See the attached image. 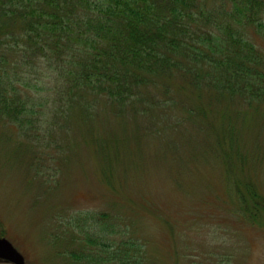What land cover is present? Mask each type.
Masks as SVG:
<instances>
[{"label":"rangeland","instance_id":"obj_1","mask_svg":"<svg viewBox=\"0 0 264 264\" xmlns=\"http://www.w3.org/2000/svg\"><path fill=\"white\" fill-rule=\"evenodd\" d=\"M178 91L205 117L173 125L170 116L183 115L175 105L120 111L98 101L94 121L77 113L49 136H36L44 115L32 118L30 134L1 118L0 233L33 264H92L90 254L121 264L111 240L116 250L125 237L140 244L130 249L138 264H264V106L247 109L203 85ZM95 210L121 214L129 234L99 238L105 248L89 244L98 224L77 234L68 219Z\"/></svg>","mask_w":264,"mask_h":264},{"label":"trees","instance_id":"obj_2","mask_svg":"<svg viewBox=\"0 0 264 264\" xmlns=\"http://www.w3.org/2000/svg\"><path fill=\"white\" fill-rule=\"evenodd\" d=\"M263 39L264 0H0V119L30 134L32 118L44 115L36 136L39 129L49 136L77 113L94 121L103 101L120 111L175 105L183 110L180 118L170 116L177 125L205 117V107L189 110L175 96L178 88L193 95L202 85L239 98L247 109L264 106ZM175 77L181 83L172 91L167 81ZM156 84L159 93L152 92ZM87 222L99 231L85 235L88 243L102 248L99 238L131 228L121 214L105 211L68 219L77 234ZM113 245L114 239L111 259L139 263L130 251L140 249L137 241L125 237ZM72 252L74 260L84 257Z\"/></svg>","mask_w":264,"mask_h":264},{"label":"water","instance_id":"obj_3","mask_svg":"<svg viewBox=\"0 0 264 264\" xmlns=\"http://www.w3.org/2000/svg\"><path fill=\"white\" fill-rule=\"evenodd\" d=\"M0 255L21 263V254L4 237L0 238Z\"/></svg>","mask_w":264,"mask_h":264},{"label":"flooded vegetation","instance_id":"obj_4","mask_svg":"<svg viewBox=\"0 0 264 264\" xmlns=\"http://www.w3.org/2000/svg\"><path fill=\"white\" fill-rule=\"evenodd\" d=\"M0 236H4V234L0 233ZM16 248L23 256V261L21 264H33L32 261L29 259L28 254L24 250H22L18 247H16ZM0 264H19V263H17V261L11 260V259L1 255L0 256Z\"/></svg>","mask_w":264,"mask_h":264}]
</instances>
